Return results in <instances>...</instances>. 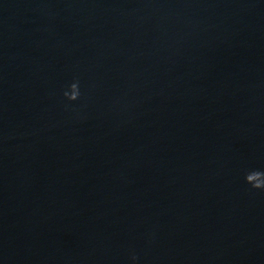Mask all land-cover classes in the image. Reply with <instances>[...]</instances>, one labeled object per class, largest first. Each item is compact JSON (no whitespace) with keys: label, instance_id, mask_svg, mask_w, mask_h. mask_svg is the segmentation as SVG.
<instances>
[{"label":"water","instance_id":"1","mask_svg":"<svg viewBox=\"0 0 264 264\" xmlns=\"http://www.w3.org/2000/svg\"><path fill=\"white\" fill-rule=\"evenodd\" d=\"M252 170L264 0H0V264H264Z\"/></svg>","mask_w":264,"mask_h":264},{"label":"clouds","instance_id":"2","mask_svg":"<svg viewBox=\"0 0 264 264\" xmlns=\"http://www.w3.org/2000/svg\"><path fill=\"white\" fill-rule=\"evenodd\" d=\"M63 95L68 101H77L81 96L79 81L71 83ZM245 182L251 185L252 189L264 191V171L252 170L247 172L245 174ZM131 259L135 262L138 258L132 255Z\"/></svg>","mask_w":264,"mask_h":264}]
</instances>
